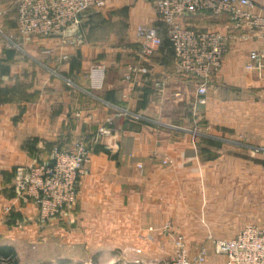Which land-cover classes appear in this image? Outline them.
I'll use <instances>...</instances> for the list:
<instances>
[{
	"label": "crops",
	"instance_id": "0c3cea01",
	"mask_svg": "<svg viewBox=\"0 0 264 264\" xmlns=\"http://www.w3.org/2000/svg\"><path fill=\"white\" fill-rule=\"evenodd\" d=\"M150 1L111 3L131 6L130 25L153 26ZM101 11L69 34L77 40L71 43L21 36L16 0H0V244L61 238L73 250L97 246L101 260L154 264L173 257L181 236L190 257L206 247V264H224L211 239L232 238L249 225L264 229V67L243 68L248 52L262 51L263 43L231 40L206 93L197 95L194 79L161 60L146 64L153 73L126 80L129 64L117 60L135 59L138 46L113 56L102 41L110 20ZM87 21L99 42L80 40ZM224 24L217 30L227 33ZM97 67L104 69L100 88ZM155 81L165 82L163 93ZM169 106L178 113H167ZM80 141L90 162L76 203L42 223L36 208L15 195L14 169L49 166L54 148L70 150Z\"/></svg>",
	"mask_w": 264,
	"mask_h": 264
},
{
	"label": "built area",
	"instance_id": "2783aa9c",
	"mask_svg": "<svg viewBox=\"0 0 264 264\" xmlns=\"http://www.w3.org/2000/svg\"><path fill=\"white\" fill-rule=\"evenodd\" d=\"M110 0H16V30L23 37L46 40L64 38L76 43L69 34L79 28L91 10H100ZM156 15L167 27L174 68L198 82L197 95H204L212 76L219 71L229 52L230 41L260 39L264 47V0H156ZM185 16L225 18L228 32L217 29H193L183 26L179 19ZM71 35V34H70ZM139 58L154 55L161 37L151 25L139 24L133 30ZM243 63L245 71L264 67L262 51L250 50ZM63 58V57H62ZM66 56H64V59ZM146 69L138 64L127 66L126 80ZM104 69H93L94 86L101 87ZM165 82L155 81L157 90ZM101 134H108L104 128ZM90 162L89 150L78 142L70 150L54 148L53 163L16 166L12 185L17 198L31 203L37 210L39 221L47 223L63 210L76 203V189ZM170 223H165L164 229ZM213 254L221 256L224 264H264V229L245 226L232 238L211 239ZM207 248L202 247L194 257L189 256L185 240H174L173 257L154 264H206Z\"/></svg>",
	"mask_w": 264,
	"mask_h": 264
},
{
	"label": "rangeland",
	"instance_id": "374dc122",
	"mask_svg": "<svg viewBox=\"0 0 264 264\" xmlns=\"http://www.w3.org/2000/svg\"><path fill=\"white\" fill-rule=\"evenodd\" d=\"M153 1L149 2V8L152 9L151 14L154 20V22H151V24H153V26L152 25L151 26L161 31L160 32L161 44L157 52L154 55L147 58H139V56L136 55V58L133 60L132 58H127V57H121V60H117L124 62V64L139 63L138 65L147 68V69L145 68L146 69L145 74L153 73L152 69L151 70L150 68L148 69L146 64H159L160 60L162 61V64H174L175 62L174 55H172L173 50L169 39V35L167 34L166 31L167 26L158 19V16L156 15L154 8V4L156 3V0ZM111 2L112 0H110V2L105 6V8L100 9L103 11L104 17H107L110 20L109 22L106 21L104 23L105 33H101V35L103 37L102 41L107 44L109 51L113 52L114 53L113 56H115L122 54V51L126 47L136 44L133 39V30L137 25H130L128 23L127 15L131 8L129 4L123 3L121 6L113 9L112 5L114 3L112 4ZM95 11L96 10H91L87 14L84 22ZM224 21L225 19L222 18H214L208 16H202V17L185 16L179 19L180 24L193 29H218L219 26L223 25L226 22ZM86 24L88 25L83 26V30H86L84 37L82 31L80 30L81 31L80 40L83 41V38H85L87 39V43L99 42V37H98L99 30L96 31L94 30L93 26H89L93 24L92 21L89 22L87 21L85 25ZM88 64H100V63L89 61ZM173 70L177 76L184 78V80L186 81L192 79V78L188 79L187 75L177 72L175 68ZM194 81L198 85V82L196 80ZM166 87L167 86L165 85L161 88H158L157 92L163 93ZM189 87H192V85ZM189 87L184 88V91L190 90ZM176 109L178 108L169 106L167 107V113H169L170 115L172 114L176 115L178 113ZM0 246H4V245L0 244ZM96 247L97 246L80 245L73 250V248H69L66 245H62L61 238H55L52 242L51 241L46 242L44 240L42 241L40 240V242L34 244L21 243L18 246L14 247L13 249L16 253V257L14 259L17 260V264H135L133 262H125V261L101 260L100 259L101 254L99 252L96 253L94 251V248ZM101 247L104 248V246ZM4 261H6V264H9L7 259H4Z\"/></svg>",
	"mask_w": 264,
	"mask_h": 264
},
{
	"label": "trees",
	"instance_id": "16d2710c",
	"mask_svg": "<svg viewBox=\"0 0 264 264\" xmlns=\"http://www.w3.org/2000/svg\"><path fill=\"white\" fill-rule=\"evenodd\" d=\"M15 257H16V253L12 247L0 246V264H6V261H4V259H7L9 264H17V260L14 259Z\"/></svg>",
	"mask_w": 264,
	"mask_h": 264
}]
</instances>
